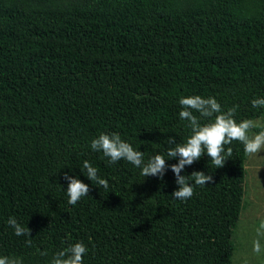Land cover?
Listing matches in <instances>:
<instances>
[{
  "label": "trees",
  "instance_id": "1",
  "mask_svg": "<svg viewBox=\"0 0 264 264\" xmlns=\"http://www.w3.org/2000/svg\"><path fill=\"white\" fill-rule=\"evenodd\" d=\"M190 95L238 106L237 121L264 118L251 105L264 97V0H0V256L51 264L83 242L84 264H232L240 142L223 167L207 154L185 167L214 178L186 201L172 196L178 157L161 180L90 148L118 133L145 162L168 159V138L191 135L179 116ZM85 160L107 190L84 175ZM65 174L90 188L76 205Z\"/></svg>",
  "mask_w": 264,
  "mask_h": 264
},
{
  "label": "clouds",
  "instance_id": "2",
  "mask_svg": "<svg viewBox=\"0 0 264 264\" xmlns=\"http://www.w3.org/2000/svg\"><path fill=\"white\" fill-rule=\"evenodd\" d=\"M179 104L182 109L180 119L188 121L187 127L191 130V135L183 143H176L174 137L168 138L167 143L174 145L167 150L168 159L156 154L148 157L145 162L144 152L134 149L118 133H101L91 141L90 148L95 152H102L112 164L125 160L140 169L143 177L156 176L161 180L169 167L166 161L178 157V163L170 167L176 177L175 183L179 186L172 196L181 201L192 198L196 186L205 187L207 183L213 182V176L203 171H193L188 176L181 175L186 166L199 161L205 154L216 168H220L233 155L230 146L233 141L240 142L249 157H256L264 151V124L255 119L237 121L235 117L238 106L225 110L214 97L205 98L201 95L181 97ZM251 105L253 108H264V97L253 99ZM83 168L86 170L84 175L91 182L106 190L109 188V181L101 178L98 169L89 161H84ZM64 179L68 181L66 193L69 205H76L83 197L88 196L90 188L83 181L67 174ZM193 181L194 183H190ZM7 223L14 229L16 236L30 237L31 229L19 223L15 217H9ZM256 236L253 252L261 255L264 253V221L256 228ZM25 243L30 246L32 242L29 239ZM87 252L88 248L83 242H76L57 252L51 264H84L83 258ZM41 255L47 253L42 252ZM0 264H23V261L13 256H0Z\"/></svg>",
  "mask_w": 264,
  "mask_h": 264
},
{
  "label": "rangeland",
  "instance_id": "3",
  "mask_svg": "<svg viewBox=\"0 0 264 264\" xmlns=\"http://www.w3.org/2000/svg\"><path fill=\"white\" fill-rule=\"evenodd\" d=\"M257 120L264 124V118ZM246 171L242 210L233 235L232 264H264V253L253 252L256 228L264 221V151L247 157Z\"/></svg>",
  "mask_w": 264,
  "mask_h": 264
}]
</instances>
